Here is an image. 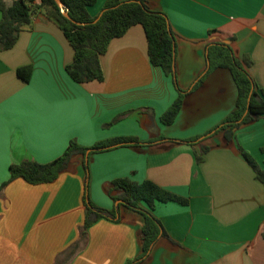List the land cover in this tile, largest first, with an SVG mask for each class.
Returning <instances> with one entry per match:
<instances>
[{
  "label": "crops",
  "instance_id": "1",
  "mask_svg": "<svg viewBox=\"0 0 264 264\" xmlns=\"http://www.w3.org/2000/svg\"><path fill=\"white\" fill-rule=\"evenodd\" d=\"M107 1L96 0L89 15L99 16ZM147 6L168 17L181 90L205 71L208 45L226 44L237 59H249L247 71L264 92V0H147ZM72 58L62 31L39 9L14 46L0 50V186L11 165L48 164L72 140L86 148L124 137L141 144L87 153L88 171L75 156L49 184L16 179L1 188L0 264L137 260L144 224L138 212L120 205L115 220L99 219L81 233L86 183L90 202L110 210L121 204L109 194L120 178L151 181L188 201L155 206L166 236L134 264H264V185L238 151L264 169V116L234 130L232 142L215 130L235 109L230 72L212 71L164 125L160 116L177 90L150 63L140 25L111 40L100 58L102 82H74L65 71ZM27 66L26 83L16 72Z\"/></svg>",
  "mask_w": 264,
  "mask_h": 264
},
{
  "label": "trees",
  "instance_id": "2",
  "mask_svg": "<svg viewBox=\"0 0 264 264\" xmlns=\"http://www.w3.org/2000/svg\"><path fill=\"white\" fill-rule=\"evenodd\" d=\"M14 0L5 4L0 0V50H8L14 46L21 30L30 25L36 9L52 21L63 33L73 51L71 63L65 66L68 76L76 83L84 84L92 81L102 82L103 71L100 58L106 53L111 40L122 37L132 26L140 25L144 31L147 43V54L150 63L159 67L170 77L177 90V97L170 107L160 116L164 125H170L176 119L184 97L202 84L204 79L215 69H227L237 89L235 109L220 123L215 130H222L227 142L235 138L234 130L241 125L259 120L264 116V92L258 90L255 81L247 71L251 62L247 58L237 59L230 46L226 44H211L206 49L207 66L203 74L196 80L189 91H183L177 83L175 70L176 41L166 14L153 11L147 6V0H108L97 17H91L88 7L96 0H59L64 9H60L55 0ZM68 14V18L64 16ZM18 78L28 82L31 67H21L16 72ZM191 142V141H187ZM136 138L124 137L100 142L86 148L72 140L64 153L48 164L34 161H22L9 167V179L0 186L21 179L30 185H42L54 182L66 171L75 156H82L86 171L87 153L102 152L114 146L139 145ZM238 151L255 173V177L264 185V169L255 159L240 146ZM264 153V147L261 148ZM202 159L196 157V161ZM88 180V177H87ZM114 202L119 205L108 210L94 206L87 194V183L84 192V221L82 234L99 219L115 220L119 206L138 212L144 219L142 227V253L134 262L145 258L155 242L161 236H166L162 225L153 215L158 203L175 202L186 205L188 201L151 181L137 183L128 178L115 179L109 191Z\"/></svg>",
  "mask_w": 264,
  "mask_h": 264
},
{
  "label": "water",
  "instance_id": "3",
  "mask_svg": "<svg viewBox=\"0 0 264 264\" xmlns=\"http://www.w3.org/2000/svg\"><path fill=\"white\" fill-rule=\"evenodd\" d=\"M55 1H56L57 5L60 7V9H62V11H63V9H64L63 4H62L59 0H55ZM64 16H65L66 18L69 17L68 14H67L66 12H64ZM119 202H121V201H117L116 204H118Z\"/></svg>",
  "mask_w": 264,
  "mask_h": 264
}]
</instances>
